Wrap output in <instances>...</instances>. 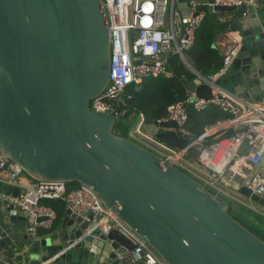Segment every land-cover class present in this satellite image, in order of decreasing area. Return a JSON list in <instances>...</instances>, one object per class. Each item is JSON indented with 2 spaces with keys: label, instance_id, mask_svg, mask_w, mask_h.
Returning a JSON list of instances; mask_svg holds the SVG:
<instances>
[{
  "label": "water",
  "instance_id": "obj_1",
  "mask_svg": "<svg viewBox=\"0 0 264 264\" xmlns=\"http://www.w3.org/2000/svg\"><path fill=\"white\" fill-rule=\"evenodd\" d=\"M187 2L178 0L183 11ZM102 6L103 0H0V153L38 182L92 187L167 264H264V239L231 215L227 199L116 133L112 114L90 110L110 82L112 43ZM247 7L197 10L246 20L232 25L242 39L216 85L264 102V20L249 21ZM191 71L188 96L210 99L211 86ZM175 128L144 124L168 145L188 146ZM21 191L0 184L7 196ZM240 193L264 208V189L253 194L242 186ZM27 226L23 211L0 199V264H112L134 248L117 230L84 236L91 224L70 210L57 229L32 236Z\"/></svg>",
  "mask_w": 264,
  "mask_h": 264
},
{
  "label": "built area",
  "instance_id": "obj_2",
  "mask_svg": "<svg viewBox=\"0 0 264 264\" xmlns=\"http://www.w3.org/2000/svg\"><path fill=\"white\" fill-rule=\"evenodd\" d=\"M250 3L242 0H188V10L183 11L178 0H103L102 9L112 43L110 82L107 89L92 100L90 110L112 114L116 125L125 121L128 116L126 90L129 86L146 78L168 74L172 55H178L190 71L194 68L187 52L193 47L196 32L205 18L206 13L197 10L199 6L240 7ZM249 13L247 7L244 16ZM220 22L227 21L220 19ZM237 53L238 47L233 46L224 55L221 69L214 75L204 76L203 83L212 88L210 99L188 96L185 101L170 106L166 115L156 120L158 124L175 123L177 128L171 131L182 132L183 137L190 140L188 146L172 147L160 140L157 134L144 129L147 119L142 113L136 114L125 137L175 166L214 194L264 218V208L240 193L242 186L253 194L264 189V174L257 171L264 161V102L243 99L216 85L225 77ZM210 107H218L230 116L218 126L223 131L233 132L215 136L212 143L206 144L207 139L214 136L209 129L192 138L186 126L190 109L203 112ZM198 144H201L200 148H197ZM194 149L199 152L195 153ZM243 169L249 170V176L240 173ZM228 172L231 180L236 175L242 177L243 183L238 188L225 185ZM24 175L18 165L0 153V184L22 189L17 197L0 193V199L8 200L23 211L30 235L38 236L41 231L53 227L57 213L42 202L60 199L71 214L91 224L84 236L100 231L108 237L117 230L133 242L134 248L119 256L117 261L121 264H167L146 240L104 205L92 187L80 185L68 192L65 183L36 181L27 186L22 182ZM84 236L61 254L73 249Z\"/></svg>",
  "mask_w": 264,
  "mask_h": 264
},
{
  "label": "trees",
  "instance_id": "obj_3",
  "mask_svg": "<svg viewBox=\"0 0 264 264\" xmlns=\"http://www.w3.org/2000/svg\"><path fill=\"white\" fill-rule=\"evenodd\" d=\"M218 14L220 13L208 12L205 14V18L196 32L194 45L187 52L194 68L204 76L216 74L223 65L224 56L214 47V42L219 34L227 32L231 27L230 22H220ZM195 78V74L185 66L180 57L172 55L169 60L168 74L146 78L141 83L132 84L127 88V117L136 116L137 113H142L150 121L164 117L170 106L188 98L187 84ZM229 118L230 116L218 107H210L203 112L190 109L187 131L192 138H197L210 127ZM122 122L116 125L115 131L126 136L128 127ZM214 140L215 138H208L206 144L212 143ZM194 152L198 153L199 150L194 149ZM79 186L78 183H67L66 189L69 192ZM42 203L56 211L58 218L53 229H57L67 212L65 202L57 199L44 200ZM229 212L264 239V218L231 202ZM43 232L45 231L40 233Z\"/></svg>",
  "mask_w": 264,
  "mask_h": 264
},
{
  "label": "crops",
  "instance_id": "obj_4",
  "mask_svg": "<svg viewBox=\"0 0 264 264\" xmlns=\"http://www.w3.org/2000/svg\"><path fill=\"white\" fill-rule=\"evenodd\" d=\"M248 9L253 12L249 21L264 20V4H260V7H255L251 4H249ZM218 15H219L218 16L219 19H225L227 22H230V27H231L229 30H227V32L219 34L216 37V40L214 42V47H216L221 52V54L224 56L227 53V51L234 46L235 42H238L242 39L241 38V32L238 31L237 29L232 28L233 23L239 22V23L245 25L246 20H237V18L234 17L233 14L220 13ZM223 78L224 77H222L221 79H223ZM209 132L214 135L212 137V138H214L215 136L216 137H219V136L222 137L224 135L225 136L231 135L233 131H231V130L230 131H223L222 129H220V126H218V124H216L215 126H212L209 128ZM257 171L264 174V161L257 168ZM240 173L243 174V176L244 175L249 176V174H250L249 170H247V169H243L242 171H240ZM230 178H232V177L230 176V172H228L227 177L225 178V180L227 181V184L225 183L226 186L232 185L234 188H238L239 184L241 185L243 183L241 181L242 177L240 175H236L233 178V180H231ZM22 182L24 185L31 186L36 182V180H34L33 178H31L25 174L24 177L22 178ZM112 264H121V262L114 261Z\"/></svg>",
  "mask_w": 264,
  "mask_h": 264
},
{
  "label": "rangeland",
  "instance_id": "obj_5",
  "mask_svg": "<svg viewBox=\"0 0 264 264\" xmlns=\"http://www.w3.org/2000/svg\"><path fill=\"white\" fill-rule=\"evenodd\" d=\"M134 118H135V116L131 115V116L127 117V118L125 119V121L122 122V124L125 125V126H127V127L129 128L130 125L132 124V122L134 121ZM118 124H119V123H118ZM118 134H120V133L118 132Z\"/></svg>",
  "mask_w": 264,
  "mask_h": 264
}]
</instances>
